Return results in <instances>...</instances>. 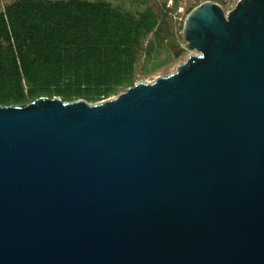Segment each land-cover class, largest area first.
I'll return each mask as SVG.
<instances>
[{
  "label": "water",
  "instance_id": "95a60500",
  "mask_svg": "<svg viewBox=\"0 0 264 264\" xmlns=\"http://www.w3.org/2000/svg\"><path fill=\"white\" fill-rule=\"evenodd\" d=\"M166 46L196 54L0 106V264H264V0L200 3Z\"/></svg>",
  "mask_w": 264,
  "mask_h": 264
},
{
  "label": "trees",
  "instance_id": "16d2710c",
  "mask_svg": "<svg viewBox=\"0 0 264 264\" xmlns=\"http://www.w3.org/2000/svg\"><path fill=\"white\" fill-rule=\"evenodd\" d=\"M115 1L7 5L0 13V106L39 97L98 103L170 62L166 42H174L176 34L166 2ZM148 35L152 39L145 44Z\"/></svg>",
  "mask_w": 264,
  "mask_h": 264
},
{
  "label": "rangeland",
  "instance_id": "374dc122",
  "mask_svg": "<svg viewBox=\"0 0 264 264\" xmlns=\"http://www.w3.org/2000/svg\"><path fill=\"white\" fill-rule=\"evenodd\" d=\"M15 0H0V13L5 9V7L7 5H9L10 3H12ZM87 1H97V0H87ZM113 2H116L115 0H110ZM157 1V0H156ZM160 1V0H158ZM166 2V7L172 9L171 12V22H172V28L174 33L176 34V40L174 42H180V34H181V29H182V24L183 21L186 17V15L197 5H199L197 2L198 0L192 1V0H179L177 2L176 5L169 4L170 0H162ZM155 3V0H148L147 4L149 5H153ZM152 36L148 35L145 44L148 42V40H151ZM144 44V45H145ZM169 54H171V52L168 50ZM175 52V51H174ZM177 54V53H176ZM196 54L195 51H191V52H183L180 55H177L175 58L172 57V60L170 62H168L167 64L161 66L160 68H158L156 71L151 72L147 75H141L138 79L137 82H144V83H149L154 81L157 77L159 76H166L169 75L173 72H175L176 68L181 65L182 63H184L189 56ZM172 55V54H171ZM165 54L162 53L160 55V58H164ZM144 62V56L142 55L139 61V67L141 68ZM112 98V97H110Z\"/></svg>",
  "mask_w": 264,
  "mask_h": 264
},
{
  "label": "built area",
  "instance_id": "2783aa9c",
  "mask_svg": "<svg viewBox=\"0 0 264 264\" xmlns=\"http://www.w3.org/2000/svg\"><path fill=\"white\" fill-rule=\"evenodd\" d=\"M192 1H197V0H192ZM239 0H202L201 3L203 2H212L216 5H218L224 14L230 12L237 4ZM169 4L172 5L173 4V1L170 0L169 1Z\"/></svg>",
  "mask_w": 264,
  "mask_h": 264
}]
</instances>
